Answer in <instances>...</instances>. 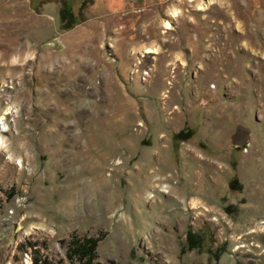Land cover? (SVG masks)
<instances>
[{
    "label": "rangeland",
    "instance_id": "obj_1",
    "mask_svg": "<svg viewBox=\"0 0 264 264\" xmlns=\"http://www.w3.org/2000/svg\"><path fill=\"white\" fill-rule=\"evenodd\" d=\"M91 238L264 264V0H0V264Z\"/></svg>",
    "mask_w": 264,
    "mask_h": 264
},
{
    "label": "trees",
    "instance_id": "obj_2",
    "mask_svg": "<svg viewBox=\"0 0 264 264\" xmlns=\"http://www.w3.org/2000/svg\"><path fill=\"white\" fill-rule=\"evenodd\" d=\"M97 241L94 239H87L85 243H78L76 242L77 246L76 249L72 248V255L70 257L72 261H82V264H100L95 263L94 259L96 258V244ZM41 264H49L47 260L42 261Z\"/></svg>",
    "mask_w": 264,
    "mask_h": 264
},
{
    "label": "bare ground",
    "instance_id": "obj_3",
    "mask_svg": "<svg viewBox=\"0 0 264 264\" xmlns=\"http://www.w3.org/2000/svg\"><path fill=\"white\" fill-rule=\"evenodd\" d=\"M169 26V24H167V27ZM153 50H155V51H157L156 49H153ZM152 51V50H151Z\"/></svg>",
    "mask_w": 264,
    "mask_h": 264
}]
</instances>
